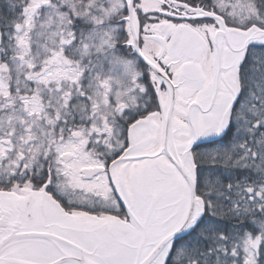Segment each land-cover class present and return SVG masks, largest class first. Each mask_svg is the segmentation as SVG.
I'll use <instances>...</instances> for the list:
<instances>
[{
	"label": "snow or ice",
	"instance_id": "6c2138e0",
	"mask_svg": "<svg viewBox=\"0 0 264 264\" xmlns=\"http://www.w3.org/2000/svg\"><path fill=\"white\" fill-rule=\"evenodd\" d=\"M0 264H264V0H0Z\"/></svg>",
	"mask_w": 264,
	"mask_h": 264
}]
</instances>
